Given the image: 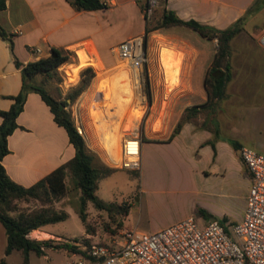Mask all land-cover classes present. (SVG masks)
Masks as SVG:
<instances>
[{"label": "crops", "instance_id": "obj_1", "mask_svg": "<svg viewBox=\"0 0 264 264\" xmlns=\"http://www.w3.org/2000/svg\"><path fill=\"white\" fill-rule=\"evenodd\" d=\"M4 1L0 27L10 35L12 47L10 50L8 41L0 37V110L9 109L13 101L7 96L16 95L21 88V73L14 65V57L26 63L48 56L53 46L62 47L75 53L77 59L74 66L63 70L65 77L78 66L85 67L81 62L86 63L91 57L101 70L106 56H114L113 50L118 44L144 33L140 8L144 0H101L105 7L97 10H76L67 0ZM253 2L163 0L156 7L159 13L165 7L183 20L193 19L224 29L240 18L245 17L244 24L259 13L264 18V2L259 10L248 13ZM138 19L141 23L134 31ZM263 29L253 43L262 49L258 50L260 55L253 57L250 50H233L234 39L243 29L231 40L232 78L226 86V96L217 105L211 128L184 123L169 142H141L140 191L136 198L147 201L155 217H158L156 202L165 205L176 198L178 191L184 198L195 199L207 187L236 191L244 212L251 174L241 160L240 149L249 147L264 154V48L259 43ZM161 30L160 35L170 38L174 50L182 54L172 87V101L179 106H175L171 132L185 107L206 101L203 79L217 46L216 39L208 40L196 31L197 34L188 33L177 26ZM120 34L123 37L117 41ZM34 48L40 51L32 52ZM77 78L78 75L75 81ZM65 83L72 84L66 78ZM16 121L18 127L7 137L9 152L1 160L6 173L16 183L30 186L74 156L75 149L65 128L54 121L50 108L38 93H28ZM233 143L237 144V149ZM145 157L151 166L141 173ZM192 206L199 207L195 201ZM234 209L231 204L215 213L206 211L220 223L224 217L226 222L235 224L242 216L237 217L239 213ZM188 216L191 215L183 218ZM181 219L171 215L149 232ZM122 228L126 226L123 224ZM42 234L53 236L48 231ZM45 237L40 239H47Z\"/></svg>", "mask_w": 264, "mask_h": 264}, {"label": "rangeland", "instance_id": "obj_2", "mask_svg": "<svg viewBox=\"0 0 264 264\" xmlns=\"http://www.w3.org/2000/svg\"><path fill=\"white\" fill-rule=\"evenodd\" d=\"M158 9L159 8L155 7L152 10L157 16L159 15ZM143 13L144 11L141 9V14L143 15ZM150 21H153V19L150 18ZM139 22V19L136 20V24L133 26L134 31H136L137 27L140 25ZM152 23H154V21ZM263 26L264 18L261 13L249 18V20L243 25L242 32L235 37L233 50H250L252 51L253 57L257 54L260 55L258 50L262 49L256 47L253 43L255 42L256 36L263 29ZM177 28L188 33L197 34L183 26H177ZM161 29L162 28H158L146 35L142 50L145 59L138 65L136 64V73H134V67L131 68L132 65L120 60L116 55L113 56L112 54H108L105 63L109 65L111 64V66L104 63L102 64L103 67L101 70H96L94 67L90 66L94 72V76L90 83L74 101L71 102L67 99L68 104L65 107V110L69 112L73 120L74 126L79 125L82 128V138L86 147L96 154L102 164L115 169L108 176L98 180L95 194L98 198L104 201H111L117 204L132 203L128 214L123 218V224L126 226V229L117 228L116 225L111 222L105 211L96 209L93 204L89 202L86 208V225L94 230L93 233L89 234L87 233L85 223L78 217L74 209L67 202L68 197L52 199L46 206H51L56 210H65L68 213V217L63 221L47 224V226L36 229L35 232H32V230L27 234V237L30 239L41 240V236H47L45 238L53 240L52 246H46L42 255H36L34 252H29L27 264L71 263L81 257V251L83 248H87L93 243H102L106 245L112 244L113 240H121L122 232L128 229L149 232L151 228L162 225L171 215L175 218L179 216L180 219L184 216L191 215L197 224L201 226L205 224L207 218L215 219L214 216L209 214L206 210L215 213L216 211H220L232 204L235 208L234 210L239 213L237 217L243 216L241 197L239 196V198H237L235 196L236 191H230L229 188L220 191L213 187H207L195 199L184 198L179 194L180 191H178L176 192V198L173 201H168L165 205L156 202L155 210L158 212V217H155L154 214H152L153 207L147 201H137L136 198L140 191L138 187L140 184V169L135 170L107 163L102 157L101 151L96 149V147L94 148L90 146L92 143L90 141L87 113V106L90 100L89 94H91L92 97L111 94L113 97L122 101L123 108L126 110L127 105L131 106L135 98V94L132 96L126 95L129 94L128 86H130V84L134 86L136 94L139 92L144 98L145 108L136 128L127 132L125 131L127 128L125 126L123 129L124 131L121 134V139L138 138L141 145L142 141L165 140L170 135V128L174 121V113L176 107L179 106L172 101L174 98L172 87L176 83L179 69L176 73L174 72L171 77L167 76L166 78H163L164 75L159 60V49L161 46L173 47L170 38L160 35V33L162 34ZM122 37L123 36L120 34V38L117 41H121ZM215 44L217 46V40ZM71 60V63H65L58 68L62 79L61 82H47L48 87L51 88L50 93L59 99H66L67 93L79 83L81 79V70L88 66L87 65L79 70L78 78L74 83L66 84L63 70L68 66L71 67L75 65L77 61L75 53H72ZM121 65H125V67L129 68L132 72V76L130 77L131 81L129 79L128 84L116 79V70ZM106 73L109 74L103 76V74L105 75ZM119 110L120 109L118 108V113L120 112ZM124 112L125 111H123L122 114H118L116 119H120L119 122L122 121V124L125 125V116L123 118ZM108 137H110L109 134ZM114 137L116 139L115 135L111 136L112 139ZM144 160L141 173L151 166V162L149 163L147 161V157H145ZM193 201H195L199 207L194 208L192 206ZM39 207L40 205L37 201H19L17 202V211L13 214L29 213ZM221 223L225 226L228 235L235 240L236 237L233 232V224L226 221ZM46 231L52 233L53 236L43 235L42 232ZM85 240L89 241V245L85 244ZM5 242L4 229L0 225V260L4 259L6 264H23V253L20 250H12L8 255L4 253ZM62 243L75 245L76 249L72 251L66 248L57 247V245Z\"/></svg>", "mask_w": 264, "mask_h": 264}, {"label": "trees", "instance_id": "obj_3", "mask_svg": "<svg viewBox=\"0 0 264 264\" xmlns=\"http://www.w3.org/2000/svg\"><path fill=\"white\" fill-rule=\"evenodd\" d=\"M76 10H97L104 8L101 0H67ZM148 0L140 4L144 11ZM163 0H159V3ZM264 0H254L248 8L252 13L261 8ZM5 1L0 0V10L4 9ZM155 11V10H154ZM152 12L149 17L145 13L144 39L146 35L158 28L170 26H183L198 32L208 40H217V48L208 69L205 72L203 85L206 92V101L200 104L190 105L184 108L170 135L164 142H169L179 133L184 123L202 125L211 128L217 105L226 96V86L232 78L229 57L231 54V40L243 29V20L240 18L224 29H216L212 26L201 24L193 19L183 20L173 11L163 7L159 15ZM150 18L153 21H150ZM0 37L9 43L11 50L12 42L10 35L0 27ZM72 52L62 47H51L48 56L26 63L13 58L14 65L21 73V88L16 95L7 96L12 99V104L7 110H0V225L5 233L4 253L8 255L12 250H20L23 253V264L28 262L29 252L42 255L46 246H52V239H30L27 234L32 230L39 229L44 225L63 221L68 217L65 210H56L46 206L52 199L68 197L67 202L74 209L78 217L85 223L87 233L94 232L86 225L87 204L91 202L98 210L108 214L109 219L117 228H122L123 218L128 214L130 204H117L104 201L95 194L99 179L108 176L115 169L102 164L96 154L90 151L75 129L73 120L65 110L71 102L88 86L94 76L90 66L80 72L81 79L66 95V99H59L50 93L48 81L61 82L58 68L71 63ZM30 92L38 93L41 99L48 105L53 114L54 121L63 126L68 134L69 141L75 149L74 156L51 171L30 186H23L13 181L6 173L1 164L2 158L9 152L7 137L18 127L17 117L23 110L26 96ZM212 144V143H211ZM213 146V144H212ZM235 149L237 144L233 143ZM37 201L40 207L29 213H17V202ZM203 211V210H202ZM205 212V211H204ZM226 221L225 218L220 219ZM76 241V240H75ZM89 245V241L85 240ZM57 247L75 250L76 246L70 243H62ZM0 264H6L4 259Z\"/></svg>", "mask_w": 264, "mask_h": 264}, {"label": "built area", "instance_id": "obj_4", "mask_svg": "<svg viewBox=\"0 0 264 264\" xmlns=\"http://www.w3.org/2000/svg\"><path fill=\"white\" fill-rule=\"evenodd\" d=\"M158 2L147 1V17ZM143 43L144 34L129 38L114 48V55L129 65H138L145 59ZM259 43L264 48V29ZM75 129L82 136V128L76 125ZM125 140L134 141L137 152L133 160L124 157L117 166L140 169L139 139ZM240 157L251 174V182L242 219L233 224L235 240L217 219L200 226L188 216L153 232L124 230L121 240L107 245L93 243L82 249L79 259L68 264H264V154L241 147Z\"/></svg>", "mask_w": 264, "mask_h": 264}, {"label": "bare ground", "instance_id": "obj_5", "mask_svg": "<svg viewBox=\"0 0 264 264\" xmlns=\"http://www.w3.org/2000/svg\"><path fill=\"white\" fill-rule=\"evenodd\" d=\"M81 55L85 57L83 53ZM181 57L182 54L173 48L161 46L159 49V60L164 75L163 78H166L167 76L171 77L174 72H177ZM81 65L93 66L96 70L99 69L92 57L86 63L81 62ZM133 67L134 73H136V64L131 66V68ZM81 68L82 67L78 66L69 75H66L65 78L70 83H73L78 75V71ZM131 76L132 72L129 68L125 67V65L119 66V68L116 70V79L123 81L125 84H128ZM128 87L129 94L126 95L132 96L135 94V98L131 106L127 105L126 110L123 108L122 101L113 97L111 94L101 95L100 97H92L91 94H89L90 100L87 106L88 127L90 130V141L92 143L90 146L94 148L96 147V149L101 151L102 157L107 162L116 165H119L124 157H126L128 160H133L135 158L134 154L137 152L136 143L132 140H125L124 142L121 139V134L123 133L125 126L127 127L125 130L127 132L136 128L145 108L144 98L139 94V92L136 94L132 84H130ZM118 108L120 109L119 113ZM123 111H125L123 114V118L125 116V125L122 124V121L119 122L120 119H116L118 114H122ZM108 134L110 137H108ZM112 135H115L116 139L115 137L112 139ZM123 144H125V146H123Z\"/></svg>", "mask_w": 264, "mask_h": 264}]
</instances>
